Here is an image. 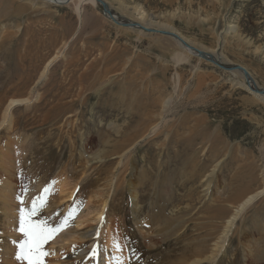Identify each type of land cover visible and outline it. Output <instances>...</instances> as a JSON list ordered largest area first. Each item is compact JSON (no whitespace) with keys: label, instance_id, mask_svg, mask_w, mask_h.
<instances>
[{"label":"rangeland","instance_id":"1","mask_svg":"<svg viewBox=\"0 0 264 264\" xmlns=\"http://www.w3.org/2000/svg\"><path fill=\"white\" fill-rule=\"evenodd\" d=\"M171 1L106 0L112 20L97 1L0 0V161H13L0 165V264H25L17 198L30 210L45 187L35 219L74 214L45 264H264V194L225 228L264 189L263 1ZM12 99L29 104L7 113Z\"/></svg>","mask_w":264,"mask_h":264},{"label":"bare ground","instance_id":"2","mask_svg":"<svg viewBox=\"0 0 264 264\" xmlns=\"http://www.w3.org/2000/svg\"><path fill=\"white\" fill-rule=\"evenodd\" d=\"M41 1H43V2H45L46 4H49V5H55V7L56 6H59V7H61L62 6V3H64L65 2V0H41ZM66 1H71V0H66ZM96 1L97 2H99L100 4H103V3H105V4H107V2H106V0H77V2L75 3V5L76 6H78L77 7V10L79 11V6H82L83 4H87V3H92L93 5H96ZM263 1V4H264V0H262ZM172 3H174L173 2V0L171 1ZM166 3H167V1H166ZM107 6V5H106ZM230 7V6H229ZM107 8H108V6H107ZM109 9V8H108ZM110 11V10H109ZM111 12V11H110ZM111 17V16H110ZM174 17V16H173ZM111 18H113V17H111ZM110 18V19H111ZM116 22V21H115ZM116 25H118L117 23H115ZM137 25L136 26H138V28H137V30L139 31V32H141V31H145V30H147V28H145L144 27V25L143 24H141V23H136ZM120 26V25H119ZM127 28H129V29H132V28H134V27H129L128 25H127V27L125 28V29H127ZM230 31L231 30H235V29H232V28H230L229 29ZM164 32V31H163ZM169 34H164V35H166V36H170L171 38L173 37V38H175V39H173L175 42H176V44L178 45V47L184 52V53H188V54H192L193 56H195V57H197V58H199V59H203V58H205L204 57V55H206V54H209L210 56H212V57H210V59H215V56H213V55H211L210 53H204V52H202V50H200V49H198L197 47L195 48V46L194 45H191L189 42H188V40L183 36V38H185L186 40H184L181 36H179L178 34H176V33H173V32H168ZM156 34H158V33H156ZM161 34H163V33H161ZM160 35V34H159ZM163 35V36H164ZM238 36H241V35H239L238 34ZM191 45H189L188 43ZM195 51H196V53H195ZM187 54V55H188ZM199 54V55H198ZM198 55V56H197ZM203 55V56H202ZM177 58H179V62L183 59L181 56H178ZM204 60H206V59H204ZM209 60V59H208ZM54 60H52L50 63H52ZM207 61V60H206ZM49 63V64H50ZM48 66H50V65H48ZM48 66L47 67H45V72H46V70L48 69ZM236 69H239V70H235V71H232L234 74H239L244 80H246L247 79V81L249 82V84H250V86H251V77H250V74H249V72H247L246 71V69H244V68H241V67H237ZM246 72V73H245ZM246 81V82H247ZM25 82V81H24ZM246 88H247V90H249V88H248V85L246 84ZM250 91V90H249ZM257 91V94H255L254 92H251L252 93V95H254L255 97H258V98H263V97H260V96H262V92H260V90H256ZM264 93V92H263ZM80 102V101H79ZM87 102V101H86ZM22 103H25V105H27V104H29L28 103V101L26 100V101H22V100H17V99H12V100H10L9 101V104H8V106H7V113H9L10 112V110L13 108V107H16L17 105H21ZM85 104V103H84ZM169 106V101L168 100H164L163 101V106H162V109H161V111H159L160 113L157 115V116H159L160 115V117H163V114H164V110L167 108ZM152 111V110H151ZM154 112H157V110L155 111L154 110ZM156 114V113H155ZM153 117V116H152ZM153 119H155V118H153ZM156 120V119H155ZM152 125H153V123H152ZM154 126V125H153ZM157 126H156V124H155V127H153V129L154 128H156ZM145 128V127H144ZM146 128H148V127H146ZM145 130V129H144ZM148 134V133H147ZM146 134V135H147ZM135 135V134H134ZM156 136V135H155ZM159 136V135H158ZM144 137V136H143ZM144 139V138H143ZM17 140H19V138H17ZM149 140H151V139H149ZM20 141V140H19ZM137 140L135 139L133 142H132V144H134L135 142H136ZM139 142V141H138ZM18 144V143H17ZM20 144V143H19ZM18 144V145H19ZM121 145V144H120ZM135 145V144H134ZM136 146V145H135ZM132 148V147H131ZM130 152V150H127L126 151V149L125 150H121V152L119 153V156H120V158H123L127 153H129ZM121 153H123V154H121ZM121 154V155H120ZM130 157H132V156H130ZM125 158V157H124ZM10 159H6L5 157H2L1 158V161H0V165H12L13 164V161H9ZM124 160V159H123ZM122 160V161H123ZM127 161V160H126ZM134 161V160H133ZM130 163V162H129ZM218 165L219 164H217L215 167H214V171H216V169H217V167H218ZM128 167V166H127ZM142 168V167H141ZM129 172V171H128ZM211 173V172H210ZM202 174V173H201ZM214 173L212 172L210 175H209V177H211L212 175H213ZM120 176V175H119ZM60 177V181H63V176L62 175H60L59 176ZM126 177V176H125ZM133 179V178H132ZM130 183V182H129ZM132 183V182H131ZM130 183V184H131ZM129 184V185H130ZM133 184V183H132ZM133 188V187H132ZM136 190V189H135ZM135 190H132L131 192H132V198H133V206H134V212H135V214L137 215L139 212H141L142 211V206H141V204H140V202H139V200H138V193L135 191ZM12 190H11V188H10V186L8 185V184H6L2 189H1V197H2V202L5 204V208L3 209L4 211H5V214H8V213H10L11 214V212H13V207H12V200L14 199V195H15V193H12L11 195H9V193L11 192ZM262 194H264V189H263V191H261L260 192V194H255V195H251V196H249V197H247L243 202H241L240 203V205L238 206V207H236V209H235V212H234V214L232 215V217L229 219V221H228V223H227V226L225 227L226 229H228L229 227H232L233 226V224H234V221L237 219V217L251 204V203H253L259 196H261ZM106 205V204H105ZM150 210V209H149ZM104 212V209H103V211L102 212H100V213H103ZM150 212V211H149ZM148 215H149V213H148ZM195 215V214H194ZM193 216V215H192ZM150 220V219H149ZM148 220V221H149ZM119 221V220H118ZM138 223H140V222H138ZM74 225V224H73ZM143 225V224H142ZM141 226V225H140ZM144 226V225H143ZM148 226V225H147ZM185 227V225L183 226V228ZM141 228H143V227H141ZM145 228H146V226H145ZM144 228V229H145ZM148 228V227H147ZM146 228V229H147ZM143 229V230H144ZM149 229V228H148ZM137 231H139V230H137ZM150 231V230H149ZM143 232V231H142ZM147 233H148V231H147ZM151 233V232H150ZM145 234V233H144ZM144 234H143V237H144ZM146 236H148V235H146ZM149 236H151V235H149ZM226 236V235H225ZM153 237V236H152ZM149 240H150V238H149ZM153 240V239H152ZM145 241V240H144ZM143 241V242H144ZM56 243H63V241H59V242H56ZM243 246H245V245H243ZM257 247V246H256ZM154 249V248H153ZM245 251V250H244ZM247 255V254H246ZM254 254H252V255H250L249 254V256H253ZM194 256H195V259L193 260V261H189L190 263L189 264H197L198 262L196 261L197 259L196 258H202V257H204L205 255L204 254H194ZM198 256V257H197ZM256 257H257V255H256ZM5 258V257H4ZM244 258H245V256H244ZM253 258V257H252ZM5 259H7V258H5ZM1 261H3V260H1ZM2 264V263H1ZM6 264V263H5ZM12 264H15V263H12Z\"/></svg>","mask_w":264,"mask_h":264},{"label":"snow or ice","instance_id":"3","mask_svg":"<svg viewBox=\"0 0 264 264\" xmlns=\"http://www.w3.org/2000/svg\"><path fill=\"white\" fill-rule=\"evenodd\" d=\"M49 195L50 190L45 187L43 194L32 200L30 210L23 206L25 204L23 197L17 198L20 205L18 232L22 238V242L18 244V251L15 253L17 261L25 262V264H45L44 258L49 255L45 250V245L69 227L70 221L74 218V214L69 213L68 218L61 221L59 226H50L46 221L35 219L46 206ZM98 247L92 250V257L98 255ZM115 248L118 252L123 251L118 241L115 242ZM115 262L124 264L121 256L115 257Z\"/></svg>","mask_w":264,"mask_h":264},{"label":"water","instance_id":"4","mask_svg":"<svg viewBox=\"0 0 264 264\" xmlns=\"http://www.w3.org/2000/svg\"><path fill=\"white\" fill-rule=\"evenodd\" d=\"M103 5V7H104V11H105V15H109V16H111V17H113V19H114V16L112 15V13L109 11V9L107 8V6H106V4L105 3H103L102 4ZM112 19V18H111ZM112 19V20H113ZM163 34H169V33H165V32H162ZM205 57V56H204ZM246 73V72H245Z\"/></svg>","mask_w":264,"mask_h":264}]
</instances>
